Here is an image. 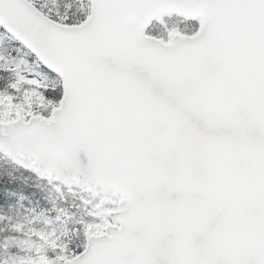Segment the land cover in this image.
Here are the masks:
<instances>
[{
	"label": "snow or ice",
	"instance_id": "snow-or-ice-1",
	"mask_svg": "<svg viewBox=\"0 0 264 264\" xmlns=\"http://www.w3.org/2000/svg\"><path fill=\"white\" fill-rule=\"evenodd\" d=\"M0 264H264V0H0Z\"/></svg>",
	"mask_w": 264,
	"mask_h": 264
},
{
	"label": "trees",
	"instance_id": "trees-1",
	"mask_svg": "<svg viewBox=\"0 0 264 264\" xmlns=\"http://www.w3.org/2000/svg\"><path fill=\"white\" fill-rule=\"evenodd\" d=\"M20 195H29L30 194V190H24L23 192L19 193Z\"/></svg>",
	"mask_w": 264,
	"mask_h": 264
}]
</instances>
